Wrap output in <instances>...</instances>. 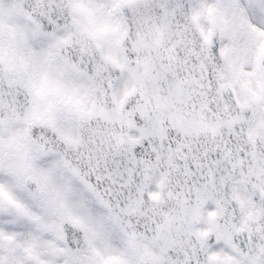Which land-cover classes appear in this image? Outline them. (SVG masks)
<instances>
[{"label":"snow or ice","instance_id":"1","mask_svg":"<svg viewBox=\"0 0 264 264\" xmlns=\"http://www.w3.org/2000/svg\"><path fill=\"white\" fill-rule=\"evenodd\" d=\"M0 264H264V0H0Z\"/></svg>","mask_w":264,"mask_h":264}]
</instances>
